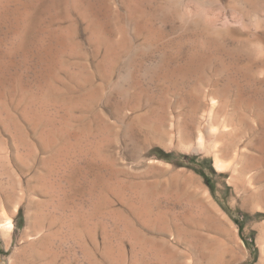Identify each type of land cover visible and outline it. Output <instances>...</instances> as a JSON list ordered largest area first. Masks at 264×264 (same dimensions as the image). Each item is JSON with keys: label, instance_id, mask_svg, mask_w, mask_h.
<instances>
[{"label": "rangeland", "instance_id": "374dc122", "mask_svg": "<svg viewBox=\"0 0 264 264\" xmlns=\"http://www.w3.org/2000/svg\"><path fill=\"white\" fill-rule=\"evenodd\" d=\"M0 264H264V0H0Z\"/></svg>", "mask_w": 264, "mask_h": 264}, {"label": "bare ground", "instance_id": "6f19581e", "mask_svg": "<svg viewBox=\"0 0 264 264\" xmlns=\"http://www.w3.org/2000/svg\"><path fill=\"white\" fill-rule=\"evenodd\" d=\"M192 55V54H191ZM206 59V58H205ZM195 63V62H194ZM182 72V71H181ZM6 226H8V225H6ZM9 229V228H8Z\"/></svg>", "mask_w": 264, "mask_h": 264}]
</instances>
